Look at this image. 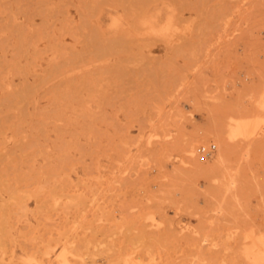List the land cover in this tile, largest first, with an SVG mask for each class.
Masks as SVG:
<instances>
[{"label": "rangeland", "instance_id": "rangeland-1", "mask_svg": "<svg viewBox=\"0 0 264 264\" xmlns=\"http://www.w3.org/2000/svg\"><path fill=\"white\" fill-rule=\"evenodd\" d=\"M261 233L264 0H0V264H246Z\"/></svg>", "mask_w": 264, "mask_h": 264}, {"label": "bare ground", "instance_id": "bare-ground-1", "mask_svg": "<svg viewBox=\"0 0 264 264\" xmlns=\"http://www.w3.org/2000/svg\"><path fill=\"white\" fill-rule=\"evenodd\" d=\"M238 122V121H237ZM236 122V123H237ZM245 122V121H244ZM247 122V121H246ZM239 123V122H238ZM249 124V123H248ZM234 127V126H233ZM236 128L237 129H235V130H233V131H231L232 133H233V135H237L238 133V135H242V134H246V132H247V125L246 124H236ZM232 129V128H231ZM231 134V133H230ZM229 134V135H230ZM249 135V134H248ZM231 136V135H230ZM244 136V135H243ZM232 138V137H231ZM215 195V194H214ZM213 197V196H212ZM214 197H217V196H214ZM215 199V198H214ZM215 201H216V199H215ZM216 203H217V201H216ZM216 203H214V204H216ZM214 204H212V206L214 205ZM217 205H218V203H217ZM220 206V205H219ZM213 208V207H212ZM213 209H215V208H213ZM220 209V208H219ZM212 219V218H211ZM213 220V219H212ZM215 220V219H214ZM213 220V221H214ZM209 224H210V222H209ZM211 224H212V222H211ZM215 224H217V223H215ZM213 227V226H212ZM211 227V228H212ZM214 229V228H213ZM263 234L264 233H261L260 235H258V234H255L254 236L256 237V235H258L257 237H256V241H254V240H252V239H254V238H252V239H250V241L247 239V242H243L244 243V255H242V256H244V258H243V260H245V262H246V264H263L264 263V236H263ZM253 235V234H252ZM249 236H251V235H249ZM207 237V236H206ZM253 237V236H252ZM247 238H248V235H247ZM204 239V238H203ZM213 242V239H212V241H211V243ZM210 243V244H211ZM219 243V242H218ZM216 244V243H215ZM219 248V247H218ZM213 249V248H212ZM215 249V248H214ZM214 249H213V251H214ZM217 249V248H216ZM220 250H222L221 248H219ZM211 250V249H210ZM242 250H243V248H242ZM212 251V250H211ZM211 251H210V253H211ZM210 253L208 254V255H210ZM212 253H216V252H212ZM212 256V255H211ZM212 258V257H211ZM213 259H214V257H213ZM215 260V259H214ZM216 261V260H215ZM215 261H212V263L214 264V262ZM211 262H210V264H212ZM215 264H216V262H215ZM244 264V263H243Z\"/></svg>", "mask_w": 264, "mask_h": 264}, {"label": "built area", "instance_id": "built-area-1", "mask_svg": "<svg viewBox=\"0 0 264 264\" xmlns=\"http://www.w3.org/2000/svg\"><path fill=\"white\" fill-rule=\"evenodd\" d=\"M214 145L213 144H210L208 146H205V145H202L198 148V153L200 154V157L201 158H204V157H207L209 156L213 150H214Z\"/></svg>", "mask_w": 264, "mask_h": 264}]
</instances>
